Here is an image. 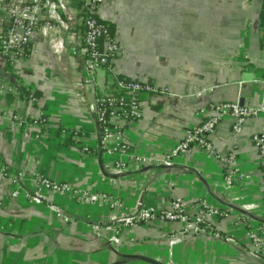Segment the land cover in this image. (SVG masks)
I'll use <instances>...</instances> for the list:
<instances>
[{
  "label": "crops",
  "instance_id": "crops-1",
  "mask_svg": "<svg viewBox=\"0 0 264 264\" xmlns=\"http://www.w3.org/2000/svg\"><path fill=\"white\" fill-rule=\"evenodd\" d=\"M100 16L120 46L111 62L113 72L178 95L141 98V116L125 127L136 153L160 157L203 120L197 115L200 109L209 111L223 102L264 108V0H104ZM77 31L74 25L63 33L66 52L60 59L53 58L48 40L38 33L32 39L37 53L30 59L0 57V76L18 89L0 95V264L120 261L107 242L111 231L103 229L113 227L108 202H80L48 192L43 204L33 203L26 194L37 174L118 199L124 215L136 213L140 202L162 207L173 198L189 204L206 200L219 210L197 233L159 221L122 227L119 237L126 253L167 264H264V257L251 255L244 242L249 227L264 225V180L251 141L262 128L261 119H249L234 135L231 120L223 117L209 135L212 153L196 147L170 167L134 166L123 175L112 174L104 165L100 126L91 111L94 96L113 92L112 84L107 69H101L93 87L80 86L81 59L70 44ZM28 89L37 102H30ZM41 115L48 121V135L37 141L32 121ZM230 152L250 175L233 192L244 197L243 203L258 204V212L222 207L227 191L221 185L225 166L220 159ZM50 205L62 208L69 221L58 218ZM93 225L101 231L94 232Z\"/></svg>",
  "mask_w": 264,
  "mask_h": 264
},
{
  "label": "built area",
  "instance_id": "built-area-1",
  "mask_svg": "<svg viewBox=\"0 0 264 264\" xmlns=\"http://www.w3.org/2000/svg\"><path fill=\"white\" fill-rule=\"evenodd\" d=\"M103 2L104 0H0V57L13 61L30 59L37 53L32 39L38 33L48 40L53 58L60 59L66 52L63 33H70L72 27L76 25L79 31L71 34L70 44L73 47L72 52L81 59L80 86L93 87L94 75L101 69H107L112 84L113 92L97 93L91 105V111L100 126V147L104 153V165L108 168V172L123 175L134 166L170 167L178 157L189 154L196 147L212 153L209 135L223 117L231 120V131L234 135L241 133L249 119L260 118L262 128L251 136V141L257 148L264 180V108L244 107L238 102L219 103L211 106L209 111L200 109L197 115L203 120L188 128L183 137L160 157L154 152L139 154L132 150L125 136V127L141 116V98L143 96L178 97V95L168 87H159L151 81L124 78L113 72L111 62L119 54L120 46L109 24L100 16ZM261 48L264 68V21ZM28 91L30 102H37L33 90L28 89ZM17 93L18 89L0 76V95ZM32 124L35 128V140L47 137L49 124L43 115L35 117ZM83 151L87 152V148H83ZM220 161L225 166L221 185L227 191L222 200V207L258 212V204L243 203L244 197L233 192L239 182L247 180L250 176L240 170L235 153L230 152L222 156ZM48 192L68 195L80 202L93 204L98 201L108 202V206L114 212L110 219L113 227L107 226L103 229L111 231L107 242L120 253L127 252L119 237L122 227L159 221L180 223L183 233H197L208 217L219 214V210L206 200L189 204L181 198H173L162 207L140 202L136 205V213L124 215L119 213L121 204L118 199L107 200L105 195H92L82 189H74L68 183L56 182L43 174L36 175L34 188L32 192L26 194V197L33 203L43 204ZM16 195L15 192L11 197ZM49 208L64 223L69 221V217L59 206L50 205ZM260 213L264 217V211ZM92 229L96 233L101 231L97 225H93ZM244 242L249 246L251 255L264 257V225L258 223L249 227L244 235Z\"/></svg>",
  "mask_w": 264,
  "mask_h": 264
},
{
  "label": "water",
  "instance_id": "water-1",
  "mask_svg": "<svg viewBox=\"0 0 264 264\" xmlns=\"http://www.w3.org/2000/svg\"><path fill=\"white\" fill-rule=\"evenodd\" d=\"M241 102V101H240ZM242 106V103H239ZM115 255L120 258V261L113 263V264H126L129 261H142L147 264H167L161 261H158L152 257L147 255H140V254H127V253H120L118 251H114Z\"/></svg>",
  "mask_w": 264,
  "mask_h": 264
},
{
  "label": "trees",
  "instance_id": "trees-1",
  "mask_svg": "<svg viewBox=\"0 0 264 264\" xmlns=\"http://www.w3.org/2000/svg\"><path fill=\"white\" fill-rule=\"evenodd\" d=\"M70 138H71V135L68 136V137L66 138V140H64V143H67V140H69Z\"/></svg>",
  "mask_w": 264,
  "mask_h": 264
}]
</instances>
